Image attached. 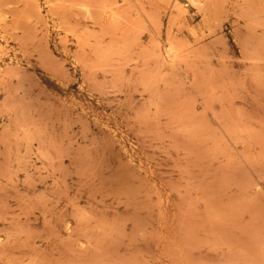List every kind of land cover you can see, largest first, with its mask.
Returning <instances> with one entry per match:
<instances>
[{
  "label": "rangeland",
  "instance_id": "1",
  "mask_svg": "<svg viewBox=\"0 0 264 264\" xmlns=\"http://www.w3.org/2000/svg\"><path fill=\"white\" fill-rule=\"evenodd\" d=\"M86 1L0 0V264H264V0Z\"/></svg>",
  "mask_w": 264,
  "mask_h": 264
},
{
  "label": "bare ground",
  "instance_id": "2",
  "mask_svg": "<svg viewBox=\"0 0 264 264\" xmlns=\"http://www.w3.org/2000/svg\"><path fill=\"white\" fill-rule=\"evenodd\" d=\"M19 1V0H18ZM82 1H84V0H82ZM100 2H102L101 4H100V6H103L104 8H106L107 10L109 9V6H110V3H109V1H107V0H99ZM171 1V0H170ZM191 1V0H190ZM192 1H198V2H200L201 4H203V6L205 5V6H212L213 4H217L218 5V3L221 1V0H192ZM228 1V0H227ZM9 2V1H8ZM99 2V3H100ZM217 2V3H216ZM222 2V1H221ZM226 2V1H225ZM3 3V2H2ZM81 3V2H80ZM175 3V2H174ZM109 4V5H108ZM180 4V3H179ZM199 4V3H198ZM79 5V4H78ZM92 5L93 4H91V2L90 1H86V2H82L81 4H80V6L82 7V9L86 12V13H91L93 10H92ZM177 7V8H175V9H177V13H178V11H179V6L180 5H175V4H173V7ZM223 6V5H222ZM12 8V7H11ZM114 8V7H113ZM182 8V7H181ZM180 8V9H181ZM215 8V7H214ZM30 9V8H29ZM9 10H10V8H9ZM8 10V11H9ZM99 10V9H98ZM183 10V9H182ZM25 11V10H24ZM27 11V10H26ZM6 12H7V8H6ZM94 12V11H93ZM112 12H115V11H113V9H112ZM112 12H110V13H112ZM8 13V12H7ZM85 13V14H86ZM176 13V14H177ZM181 13V12H180ZM1 14V13H0ZM4 14V13H3ZM19 17V16H18ZM26 18V17H25ZM178 19V18H177ZM173 40V39H172ZM168 41V40H167ZM175 46H173V44H170L169 45V50L171 51V52H176L175 50Z\"/></svg>",
  "mask_w": 264,
  "mask_h": 264
}]
</instances>
